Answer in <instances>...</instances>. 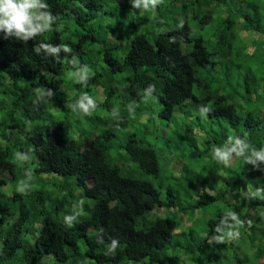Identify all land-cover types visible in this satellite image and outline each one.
<instances>
[{
	"label": "trees",
	"instance_id": "16d2710c",
	"mask_svg": "<svg viewBox=\"0 0 264 264\" xmlns=\"http://www.w3.org/2000/svg\"><path fill=\"white\" fill-rule=\"evenodd\" d=\"M197 1L207 2L209 6L215 2L222 4L220 0ZM228 1L242 6L238 12L245 17V29L259 31L264 38V30L260 28L263 24L257 22L264 21V15L256 20L254 16L260 11L264 14V0ZM39 2L53 17L54 25L65 17H74L75 22L84 27L86 23L97 20L100 12L107 14L104 8L116 12L115 8H119L121 0ZM170 2L177 3L179 0ZM169 7L172 6H167L166 10ZM155 8L149 12L143 10L145 19V16L137 14L133 18L143 19L139 21L140 25L151 22L150 13L156 19L164 9ZM193 15L195 23L199 22L201 27L213 20L210 11L202 16ZM61 25L64 30L71 28L67 21ZM227 28V32H221L216 37V43L226 47V52L219 54L222 59L217 58L216 61L213 59L216 52L205 45L206 39L193 37L186 22L178 28L159 32L151 39L136 33L130 39L121 61L113 57L111 48L106 49L103 61L108 67L107 72L114 77L117 72L127 71L126 78L116 85V90L123 97L117 109L110 106L115 88L110 91L103 86L108 74L103 77L85 59L86 41H96L93 28L84 34L75 33V40H71L63 37L64 31L59 24L44 37L46 42L40 46L36 45L34 35L25 39L23 34L18 36L15 30L8 33L0 29V264H180V257L168 254L166 248L175 239L178 222L171 218H157L153 224L140 229L136 227V221L146 220L145 216L153 207L188 213L194 207L199 209L211 205L216 202V197L205 192L193 199L192 187L186 179H181L176 187L170 183L155 186L150 181L135 178L134 171L129 167L117 165L118 159L137 164L146 175L157 176L160 172L158 154L143 138L146 131L127 132L121 152L113 150L120 154L115 158L112 157L109 142L113 134L117 136L113 129L107 134L92 137L87 144L83 136L69 131V120H75L80 114L72 112L66 105H88V99L83 98L84 90L93 84L103 86L106 92L103 101L93 99V103L100 106L95 113L107 110L111 117L140 122L143 118L149 119L155 112L149 107L156 102L159 108L157 114L162 120H173L174 114H181L185 120L202 124L201 119L205 115L210 119L207 125L211 128L216 119H224L226 127L215 134L216 138L207 133L195 137L190 123L183 125V134L192 146L191 156L198 157L206 152L195 144V138L210 145L217 141L219 145L229 126V129L235 130V134H229V137L248 144L244 156L250 157L253 150L264 148V94L252 98L259 86L264 85V69L257 76L255 71L250 72V65L245 64V74L241 73L242 69L239 72L230 71L225 79L218 82L221 72L217 77L212 75L217 66L236 67L230 58L229 40L236 38L237 32L234 27ZM110 30L115 33V29ZM52 43L60 45V55L45 48ZM183 43L191 45L186 52H183ZM65 47L70 50H65ZM75 56L79 58L77 68H68L66 63L69 64ZM237 73L242 81L236 78ZM80 74L87 76V81L75 83ZM85 83L87 86H83ZM151 84L155 85V91L150 90ZM228 84H233V88L226 96L223 89ZM49 91L53 94L48 95ZM238 95L242 96V102L236 100ZM89 109L92 110L91 106ZM56 110H59L60 117L53 114ZM76 111L80 109L77 107ZM234 143L235 140L229 141V146L224 144V147L231 148ZM17 152L32 159L23 161L15 158ZM230 157L235 158L236 154L233 152ZM238 159L242 173L256 182L262 180L260 192L258 196H249L247 202L236 205L231 202V213H220L217 219H209V234L226 230L234 217L242 227L247 228L249 222L250 227H254L252 221L258 214L251 211H264V161L247 164L242 157ZM120 162L123 164V161ZM7 172L13 182L20 180L25 184L21 187L26 191L31 177L53 174L60 178L55 181L54 188L61 194L49 195L29 187L27 195L17 192L7 195L2 189L11 182L4 176ZM73 180L83 192L79 196V205L72 203L75 196L71 192ZM160 191L165 194L163 199ZM180 193L185 201L192 199L194 207L180 209ZM86 200L92 203L89 205ZM66 217L72 218L71 227L65 223ZM26 232L32 241L24 236ZM113 240H117L119 246L114 253H110L108 247ZM208 247L197 250L184 248L201 261L206 258L212 261L216 255L213 257L210 252L204 254Z\"/></svg>",
	"mask_w": 264,
	"mask_h": 264
},
{
	"label": "rangeland",
	"instance_id": "374dc122",
	"mask_svg": "<svg viewBox=\"0 0 264 264\" xmlns=\"http://www.w3.org/2000/svg\"><path fill=\"white\" fill-rule=\"evenodd\" d=\"M220 1L222 3L221 6H215V3H211L209 6L207 2L197 0H179L177 3L167 0L162 5H156L159 6L161 10L164 8L160 15L156 16V19L152 16L151 12L149 15V18L152 19L151 22L140 25L139 21L146 18L143 8L141 7L145 4V0H141L140 8H136L134 11H132V5L135 0H121L119 8L117 6L115 8L116 12L113 13L112 9L104 8L107 14L100 12L97 20L93 23H86L84 27L79 26L75 22L74 17L71 19L65 17L71 26V28L67 30H64L60 21L59 24L64 31L63 37L71 40H75V33L80 32L84 34L89 28L94 29L93 35L96 41H92L91 39L86 41L87 55L85 59L91 62L95 66L96 71L103 77L105 73L109 75H107L105 83L103 82V86L110 91H113V88H115L114 94L110 100V106L117 109L123 97L119 95L120 93L116 90V85L122 78H126L127 71L117 72L113 77L112 73L107 72L108 67L103 61V55L106 49L111 48L113 57L121 61L130 44V39L136 33L145 34L151 39L159 32L178 28L186 22L190 27V32L193 34V37H202L206 39V46L210 48V51L216 52L213 54V59L216 61L217 58L220 60L222 59L219 54L226 52V47L224 45L216 43L217 35L221 32H227L229 30V28H227L228 26L234 27L235 32H237V37L229 40V45H231L230 58L234 63L240 62V68L245 64H249V68L253 69L257 76L259 75V71L264 69L263 35L259 31L254 32L255 30L248 31L245 29L246 20L245 17L238 12V7H242L239 6V3L232 5L228 0ZM233 1L235 2L237 0ZM182 2H184L185 5ZM148 6L152 7L151 0ZM167 6L172 7L166 10ZM206 6L209 7L206 8ZM228 8L231 9V12ZM208 11L211 12L213 20L204 27H201L199 22L195 23L193 14L202 16ZM135 14L145 17L143 19H134L133 15ZM261 15H264L263 11H260V13L258 12V15H254L255 20ZM105 16H107L106 19L104 18ZM257 22L263 24L260 28L264 30V21L261 20ZM225 25L226 27H224ZM111 28L115 29L114 34L111 32ZM190 46V44L187 45L183 43V52L190 49ZM78 63L79 58L75 56L70 60L69 64L66 63V65L68 68L74 69L77 68ZM239 67H233L230 71L239 72ZM82 69L86 70L85 67H82ZM245 70L246 69H243L241 73L245 74ZM92 72H94V70H92ZM236 78L242 81L238 73ZM108 81L110 82L108 83ZM103 86L92 84L88 90L85 88L86 90H84V92L91 94L93 99L96 98L98 101H103L106 93ZM232 88L233 84L231 86L228 84L226 87L228 91ZM262 93L264 94V87L260 85L254 96ZM236 100L242 102V96L238 95ZM148 107L149 104L147 105V109ZM151 107L155 112L150 115L149 119L143 118L140 122H137V120H128L127 124L120 128L112 126L111 128L117 136L113 134L109 142L112 147V157L114 156L117 158L120 154L113 150L116 149L118 152H121L126 133H140V130H145L146 134L143 137L145 142L152 145L158 154L159 174L157 176L146 175L137 164L126 159H118L117 165L123 168L129 167L134 171L133 176L135 178L150 181L155 186H166L170 183L177 187L182 182L181 179H186L192 187L191 196L193 199L196 198V196L208 192L214 195L217 200L211 203V205L209 204L203 208L197 209L195 207V209H190L188 213L184 210L177 212V210L174 209L173 211L166 207L156 208L148 212L145 216L146 220H137L136 227L140 229L146 228L150 224H153L157 218H171L178 222L179 227L177 226L175 228V239L173 243L171 242L166 248L168 254L173 253L180 257V264H264V211L259 209L251 211L252 214H258L257 218L255 216V220L252 221L254 227H242L240 222V225L238 224L237 217H234L233 223L228 226L226 230L218 234L208 233L207 224L209 219H217L220 213H231V202L235 205L247 202L249 196H258L260 192L259 184L262 183V180L260 179L256 182L250 176L242 173V167H240L241 164H239L240 160L238 158L230 157L233 161L232 166H229V168L218 163L212 155L214 147L224 151V149H226L224 144L229 146V134H235V130L229 129L228 126L225 130V134L221 137L222 141L218 142L219 145H217V141H214V143L210 145L209 143H203L202 140L195 138L196 135L199 137L201 133L211 135V129L207 125L210 121L208 116H202V124L198 121L191 122L190 119L185 120L181 114H174V119L167 121L159 118L157 114L159 108L156 102L151 104L149 109H151ZM58 111L59 110H56L52 113L60 117L61 114ZM103 111L104 110H99L96 116L104 120L107 119L111 123L121 118L119 116L117 118L111 117L107 112ZM96 116L94 113L91 116L80 114V117H77L75 120L71 118L69 120V131L71 133L74 132L76 135L82 134L84 140H86L110 127L109 124H101ZM124 120L126 123L127 119ZM185 123H190L194 128L192 134H195L194 138L197 139L199 147H202V150H206L204 155L198 157L191 156L190 149L192 146L187 142V138L183 134V131H185L183 125ZM122 128H124V130ZM212 136L216 138L214 133ZM194 148L196 147L194 146ZM120 161H123V164ZM4 176L6 180L11 181L9 184L6 183V185L2 187L4 193L7 195L17 192V187L25 185L22 184L20 180L13 182L8 172L5 173ZM57 180L59 179L54 177L53 174L37 175L31 177L29 187L32 189L34 188L36 191L42 190L49 193V195H53L57 194L54 188L55 181ZM72 182L71 192L75 195L72 203L79 205V195L77 192H80V190L75 186L74 180ZM28 190L29 188L27 187V191ZM160 194L163 199L165 194L163 191H160ZM86 201H88L89 205L92 203L90 200ZM189 202L192 203L193 200L189 199L185 201L183 194H179L178 207L180 209L187 206ZM261 220H263V223ZM24 236L32 241L28 232H26ZM208 245L209 247L205 249L206 251L204 254L210 252L213 257L216 255V259L212 261L208 258L201 261L199 257H193L191 253L184 248L193 247L194 250H197L200 247H207ZM49 257L52 258V255H49Z\"/></svg>",
	"mask_w": 264,
	"mask_h": 264
},
{
	"label": "clouds",
	"instance_id": "9594fccd",
	"mask_svg": "<svg viewBox=\"0 0 264 264\" xmlns=\"http://www.w3.org/2000/svg\"><path fill=\"white\" fill-rule=\"evenodd\" d=\"M167 0H151V6L148 7V0H145V4L142 5L141 7L143 8V10L145 12H149V11H154L156 8V5H162L163 3H165ZM171 1V0H168ZM237 1H242V0H237ZM184 5L185 3L182 2ZM141 5V0H135V2L132 5L133 9L136 8H140ZM215 6H221V5H217V2H215ZM229 10V8H228ZM238 11H239V7H238ZM66 19L64 18L63 20H60V24L61 23H66ZM59 25V20L56 22V24H53V17L46 11L45 7L42 6L39 2V0H0V29H3L5 31H7L8 33H12L13 30H15V33L19 36L20 34H23L24 38L26 39L29 36L34 35V37L36 38L37 41V46H40L42 43H45V39L44 37L50 33H52V29L54 30V28L56 26ZM206 45V43H205ZM45 48H48L52 51H54L56 54L60 55V45L59 44H49L46 45ZM65 50H70L69 47H65ZM240 62H236V67H239ZM244 67V66H243ZM243 67L240 68L243 70ZM231 69H229V67L223 66V67H219L217 66V68L212 72V75L214 77H217L220 73V76L218 78V82L225 79L226 75H229ZM250 72H253V69H249ZM87 76L80 74L79 78L74 81L75 83H79L80 81H87ZM230 79V77H229ZM105 81V80H104ZM231 81V80H230ZM232 83V81H231ZM83 86H87V84L85 83ZM264 87V85H262ZM150 90L155 91V85L151 84L149 86ZM39 91V90H38ZM223 93L224 95H228L229 91L226 89V87H224L223 89ZM48 95H52V92H48ZM150 94V93H149ZM254 97V95H253ZM83 98L88 99V105H85L83 103H78V104H67L66 107L71 109L72 112L77 113V114H82L84 116H91L93 113L95 114V116L97 115V113H95L96 109L99 108L100 106H98L97 104L93 103V97L90 96L87 93H84ZM89 106H91L92 110L90 111ZM79 108L80 111L77 112L76 108ZM103 112H107V110H104ZM97 117V116H96ZM97 119L100 121L101 124L106 125L109 124L110 127L108 129L103 130L102 132L98 133L99 134H107V132L109 130H112V126H115L117 128L120 127H124L128 120L125 123L126 119L125 117L120 118L119 120H115L114 122H109V120L107 119H103V118H99L97 117ZM211 126V134H217L218 132H220V128H224V126L226 127V123L224 119H216L215 123H213V125ZM228 127V126H227ZM76 135V134H75ZM82 136V134H80ZM95 135V136H97ZM77 136V135H76ZM93 136V137H95ZM92 138V137H91ZM91 138H87L85 140V142L87 141V144L90 142ZM232 140H235V143L233 144V146L231 148L225 149L224 151H222L220 148H213L212 150V155L213 157L216 159V161L218 163L223 164L225 167H229L232 164L233 159L230 158V154L231 153H235L236 154V158H243L244 161L249 164H256L257 160L260 161H264V148H261L260 151H255L253 150L252 152V156H244V150L245 148L248 147V144L244 143V141H241L240 139L230 136L229 137V141L231 142ZM195 144L198 145L197 143V139ZM19 158L20 160L23 161H28L30 159H32V157H28V156H20L19 152H17L15 154V158ZM45 175V174H43ZM54 177H57L54 175ZM58 179H60L59 177H57ZM29 188V186H28ZM80 190V192H77L78 195H82V189L78 188ZM17 193L21 194V195H27L29 192H27L25 190L24 187H17L16 188ZM36 191V190H35ZM55 192L57 194H61L56 188H55ZM208 193V192H206ZM210 194V193H208ZM212 195V194H210ZM214 196V195H212ZM215 197V196H214ZM84 205V204H83ZM184 207H194V202L192 203H187V206ZM156 208H162V207H153L151 210L156 209ZM195 208V207H194ZM150 210V211H151ZM174 211V210H173ZM71 217H66L65 218V223L71 227ZM251 226V222H249V227ZM119 246V242L117 240H113L111 242V244L108 247V252L110 253H114L115 250L117 249V247Z\"/></svg>",
	"mask_w": 264,
	"mask_h": 264
},
{
	"label": "crops",
	"instance_id": "0c3cea01",
	"mask_svg": "<svg viewBox=\"0 0 264 264\" xmlns=\"http://www.w3.org/2000/svg\"><path fill=\"white\" fill-rule=\"evenodd\" d=\"M221 129H223V128H220V131H221Z\"/></svg>",
	"mask_w": 264,
	"mask_h": 264
}]
</instances>
